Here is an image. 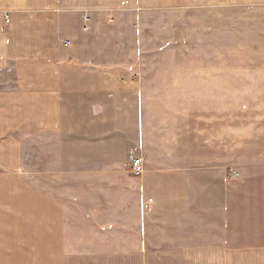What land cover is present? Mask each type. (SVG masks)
I'll list each match as a JSON object with an SVG mask.
<instances>
[{
  "label": "crops",
  "instance_id": "obj_1",
  "mask_svg": "<svg viewBox=\"0 0 264 264\" xmlns=\"http://www.w3.org/2000/svg\"><path fill=\"white\" fill-rule=\"evenodd\" d=\"M140 4L0 0V264H264V201L242 196L241 182L224 181L216 192L208 181L201 190L182 185L169 192L144 181L157 205L174 202L186 210L189 226L172 217L166 221L177 226L157 227L137 250L71 255L64 201L23 177L27 162L55 173L66 164L121 156L116 146L124 129L115 120L125 111L136 113L132 149L144 146L145 103L132 79L136 71L128 62H112L116 51L100 49L98 35L99 13L122 28ZM116 56L128 59L129 53Z\"/></svg>",
  "mask_w": 264,
  "mask_h": 264
},
{
  "label": "rangeland",
  "instance_id": "obj_2",
  "mask_svg": "<svg viewBox=\"0 0 264 264\" xmlns=\"http://www.w3.org/2000/svg\"><path fill=\"white\" fill-rule=\"evenodd\" d=\"M140 7L122 28L99 13L98 35L100 49L116 51L112 62L136 71L144 146L132 149L136 113L125 111L115 120L124 129L121 156L55 173L27 162L23 171L31 186L64 201L71 255L137 250L157 227L177 226L167 222L172 217L189 226L186 210L157 205L144 181L169 192L201 190L206 181L216 192L219 183L238 181L242 196L264 201V0H141ZM120 51L131 59H116Z\"/></svg>",
  "mask_w": 264,
  "mask_h": 264
},
{
  "label": "built area",
  "instance_id": "obj_3",
  "mask_svg": "<svg viewBox=\"0 0 264 264\" xmlns=\"http://www.w3.org/2000/svg\"><path fill=\"white\" fill-rule=\"evenodd\" d=\"M6 19L8 21L9 18L6 17ZM132 166L135 170L136 175H140L143 172V167H142V164L139 160L134 161Z\"/></svg>",
  "mask_w": 264,
  "mask_h": 264
}]
</instances>
